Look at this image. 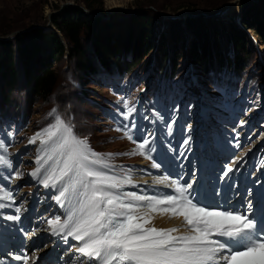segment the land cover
<instances>
[{
    "label": "rangeland",
    "instance_id": "rangeland-1",
    "mask_svg": "<svg viewBox=\"0 0 264 264\" xmlns=\"http://www.w3.org/2000/svg\"><path fill=\"white\" fill-rule=\"evenodd\" d=\"M88 4H91V7H88ZM253 5H257L261 10L262 13L259 18L264 22V0H0V40L4 41L15 43L21 33H30L35 29H42L47 33L54 32L53 17L61 14L66 8L82 10L87 20L100 18L103 23H108L111 19L121 20L123 25L129 24L126 20L138 14L153 13L152 28L154 31L153 50L137 66L136 71L126 77H120L119 73L111 72H109L110 77H108L103 72L102 69L105 68L98 63L97 56L93 52L92 35L86 34L84 36L85 51L99 70L90 75L83 73L73 61L65 56L63 60L53 65V70L58 77V84L52 96L44 100L31 94V85L25 82L22 73L23 68L19 66L21 81L15 89L16 92L12 95V101L27 98L26 118H28V121L26 125L14 120L11 115L5 113L1 96L4 92H7L8 83L1 78L0 152H2L4 158H8L6 160L8 163L0 165V175H4V171L11 164V159L16 158L21 152V159L24 163L19 167V173L15 178L16 183L22 185L20 188L22 192L29 190L33 184L39 185L30 173L36 168L35 161L37 157L47 155V151H42L46 146L41 144V140L47 138V135L43 134L44 129L57 124V118H59V120H67L69 127L76 128L79 135L91 145L92 151L99 154L100 158L109 165L108 169H104L105 171L120 178L130 177V185H125L123 188L113 191L133 192L147 196L142 190V183L149 182L155 187H168L167 185L155 183L156 179L162 177L146 173L147 170H155L152 163L148 161L149 154L146 152L145 155L147 156H145L141 155L139 151L134 152L143 135L138 140H129L124 135L123 125H130L133 119L136 123V131L146 132L144 136L150 133L147 132L148 124L146 123L149 122L150 114L147 115L144 107L147 104L149 105V102H144L143 94H148L151 97L152 105L157 114L164 117V124L172 117L177 120L171 134L163 129L167 139V147H171V151L167 154L164 153V148L161 147L157 137L152 136L149 138H154V143L151 145L154 150L150 153L152 159L163 161L168 158L175 162L178 165L175 168L176 177L180 179L184 170H188L190 167L186 155L197 149V147H201L205 140L204 133L200 131L202 125V122H200L202 119L200 116L201 98L204 97L205 99L206 111L210 107L212 108L208 112L214 118V121L221 120L220 126L216 127L217 131H214V134L210 136H206L213 145H216L223 136L233 137L231 135L232 131L241 129L239 132L243 135L250 124L245 115L250 116L251 121H254L256 117L257 123L263 124L264 43L252 30L244 27L242 23V14L244 15ZM201 17L211 20L213 26L216 25L221 29L228 30L232 24H235L238 29H243L251 40L254 57L245 71L248 72L250 79L242 81L239 88L240 92L215 91L214 88L208 85L205 75L200 72V67L191 60L190 47L195 35L188 28L186 20ZM171 22L180 23L179 48L182 53V59L176 69L177 77L173 83H170L169 75L174 69L168 62L163 67L161 66L163 55L162 47H160L162 40L168 43L171 40L169 35ZM6 31L9 33L3 35ZM162 37L163 39H161ZM215 38L212 33L209 39L212 47ZM222 45L223 49L230 47L227 43ZM168 47L170 48L169 53L172 55L174 49L171 45H168ZM41 55L43 57L48 56V53L43 51ZM130 59V56L125 58V60ZM112 70L115 71L114 68ZM105 71L107 70L105 69ZM188 73L198 77L199 87L191 84ZM253 78L254 80L257 79V82L253 83ZM248 81L251 83L249 88L247 87ZM152 84L155 85L153 88H151ZM168 87H171L174 93H169L171 88ZM125 101L129 107L136 109L128 120L124 119V116L127 115L123 103ZM12 107L7 109L9 113L12 112ZM15 107L18 109V104ZM223 115L229 117L224 119ZM140 121H143V123ZM179 123L181 124L179 125ZM187 126H190V131L186 130ZM52 130L56 131V129ZM128 130L130 132L134 131L131 128ZM37 133H42V135L36 138ZM248 134L250 133L241 136L238 141H247ZM34 138L35 142H30ZM186 138L189 139V145L185 147V156L181 157L179 152H184V150H180L181 143ZM97 167H102V165ZM196 167L197 164H194V168ZM208 191L211 192L210 189ZM199 196L200 202L203 203L204 196ZM211 198L212 201H209L208 198L207 202L204 203L217 206L215 194L212 193ZM124 202L133 203L136 207L133 214L147 219L149 223L151 221L148 217L151 214L156 215L167 212L170 220L175 217H183L179 215L181 211L179 208L175 212L171 210L172 208H169V211L162 210L169 207V205H155V208H153L149 204L154 202L147 200L130 201L126 199ZM56 216L58 214L49 219L54 220ZM138 222L143 221L139 220ZM39 227L42 228V224H39ZM145 227L158 229V226L148 225V223ZM168 229H180L184 230L186 234L190 233V226L185 219L182 220V227ZM158 230L162 229L159 228ZM170 234L183 235L176 233V231Z\"/></svg>",
    "mask_w": 264,
    "mask_h": 264
},
{
    "label": "snow or ice",
    "instance_id": "snow-or-ice-1",
    "mask_svg": "<svg viewBox=\"0 0 264 264\" xmlns=\"http://www.w3.org/2000/svg\"><path fill=\"white\" fill-rule=\"evenodd\" d=\"M123 103L127 110L124 119L128 120L136 109L129 107L126 101ZM158 116L164 120L163 115ZM176 123L174 117L165 122L168 134H171ZM123 127L124 135L134 140L128 129L136 128L135 120ZM186 130L190 131V126ZM43 134L47 135V140H41V144L46 146L42 151H47V155L37 157L36 168L30 175L38 184L54 191L52 199L59 207L68 208L62 212L63 222L58 215L47 223L58 226L53 228V234H64L65 243L69 242L70 237L80 242L70 246L77 253L76 264H264V223L257 221L251 201L241 209L210 208L196 199L194 183L185 182L182 186L179 178L169 183L167 176L155 180L158 185L173 188L172 193L162 198L113 191L130 185V177L120 178L105 171L109 165L99 154L91 151L84 140L77 139L71 127L64 126V122L57 118V124L44 129ZM41 135L37 133L36 138ZM30 142L34 143L35 138ZM153 143L154 138L143 136L134 152L139 151L141 155L147 152L151 159ZM187 145L188 138L182 141L181 148ZM179 155L183 157L185 152L181 151ZM0 163L8 162L0 156ZM100 165L102 167H97ZM160 166L155 162L152 164L153 168ZM230 173H234V169L225 166L218 179L228 183ZM214 194L219 197L221 192L218 189ZM126 199L154 202L149 204L153 208L155 205H172L173 212L181 209L179 215L190 226V234L175 236L170 233L177 229L145 227L149 221L134 215L136 207L131 202L125 203ZM6 207L10 205L0 203V210ZM20 211V208H16L15 215H0V218L21 221ZM258 250L262 253L259 259L245 260ZM9 255L16 261L28 264L26 253Z\"/></svg>",
    "mask_w": 264,
    "mask_h": 264
},
{
    "label": "trees",
    "instance_id": "trees-1",
    "mask_svg": "<svg viewBox=\"0 0 264 264\" xmlns=\"http://www.w3.org/2000/svg\"><path fill=\"white\" fill-rule=\"evenodd\" d=\"M88 7H91V4H88ZM261 13L259 7L253 5L242 14V23L264 43V22L259 18ZM126 21L129 24L123 25L121 20L113 19L108 23H103L100 18L87 20L82 10L66 8L61 14L53 17L55 32L47 33L42 29H35L30 33H21L15 43L0 40V79L8 83L7 92L1 96L2 102H13L12 95L21 81L19 66L23 68L25 82L31 85V94L42 100L54 93L58 77L53 65L65 56L73 61L81 72L88 75L97 72L99 68L85 51L86 34L92 35L93 52L102 67L108 72L119 73L120 77L129 76L153 50V13L138 14ZM210 21L203 17L186 20L188 28L195 35L190 47L191 60L200 67V72L206 76L209 83L213 82L217 75L224 74H229L238 83L242 82L249 77L245 71L254 57L251 40L246 32L238 29L235 24L226 30L213 26ZM178 22L170 24V42H160L163 55L161 66L168 62L174 69L169 75L170 83L177 77L176 69L182 59ZM7 33L9 32L6 31L3 35ZM212 33L216 37L213 47L209 40ZM223 43L230 47L223 49ZM168 45L174 49L172 55ZM43 51H46L48 56L43 57ZM128 56L131 59L125 60Z\"/></svg>",
    "mask_w": 264,
    "mask_h": 264
},
{
    "label": "bare ground",
    "instance_id": "bare-ground-1",
    "mask_svg": "<svg viewBox=\"0 0 264 264\" xmlns=\"http://www.w3.org/2000/svg\"><path fill=\"white\" fill-rule=\"evenodd\" d=\"M206 192H207V194L205 196L206 198L203 200V202H207L208 198L210 199L209 201H212V198H211L212 192H210L208 190ZM148 219L151 221V223H148V225H152V226H156V227L158 226V229L160 228L162 230L168 229L171 227H175V228L182 227V220H184L183 217H175L174 219L172 218L170 220V219H168L167 212L158 213L156 215L151 214V216L148 217ZM176 233L183 234V235L186 234V232L184 230H180V229L177 230ZM188 234H190V233H188Z\"/></svg>",
    "mask_w": 264,
    "mask_h": 264
},
{
    "label": "water",
    "instance_id": "water-1",
    "mask_svg": "<svg viewBox=\"0 0 264 264\" xmlns=\"http://www.w3.org/2000/svg\"><path fill=\"white\" fill-rule=\"evenodd\" d=\"M55 32V31H54Z\"/></svg>",
    "mask_w": 264,
    "mask_h": 264
}]
</instances>
